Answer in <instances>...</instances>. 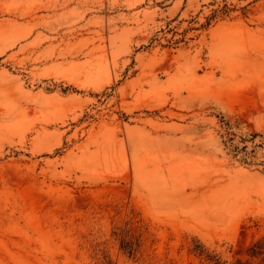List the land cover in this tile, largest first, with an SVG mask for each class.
Wrapping results in <instances>:
<instances>
[{
    "label": "rangeland",
    "instance_id": "obj_1",
    "mask_svg": "<svg viewBox=\"0 0 264 264\" xmlns=\"http://www.w3.org/2000/svg\"><path fill=\"white\" fill-rule=\"evenodd\" d=\"M226 121L264 134V0H0V264L243 256L264 165Z\"/></svg>",
    "mask_w": 264,
    "mask_h": 264
},
{
    "label": "trees",
    "instance_id": "obj_2",
    "mask_svg": "<svg viewBox=\"0 0 264 264\" xmlns=\"http://www.w3.org/2000/svg\"><path fill=\"white\" fill-rule=\"evenodd\" d=\"M231 8L225 4L221 10H215L211 17H209V22L213 17L218 15H226L230 12ZM233 123L226 121V133L227 136L223 141L225 145L229 148L230 153L233 154L238 160L248 164H263L264 159H259L257 156L256 146L264 145V134L260 132L252 133V137L248 138L246 136H239L232 130ZM260 135V143H254L253 146L249 145V141H254V139ZM122 247L127 250L130 254H135L138 248L134 247L129 242L122 243ZM194 251L201 255H205L209 260L220 264H264V234L254 240L247 248L243 256L237 257L231 261H221V257L213 252H210L202 243H196L194 246ZM114 264V263H112Z\"/></svg>",
    "mask_w": 264,
    "mask_h": 264
}]
</instances>
